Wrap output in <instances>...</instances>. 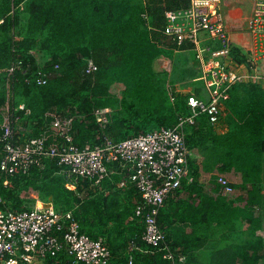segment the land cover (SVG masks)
Wrapping results in <instances>:
<instances>
[{
	"label": "trees",
	"instance_id": "trees-1",
	"mask_svg": "<svg viewBox=\"0 0 264 264\" xmlns=\"http://www.w3.org/2000/svg\"><path fill=\"white\" fill-rule=\"evenodd\" d=\"M186 2L0 0V133L7 108L12 127L27 128L22 137L44 133L48 143L57 140L50 128L56 115L72 118L74 142L81 148L100 143L104 134L120 141L176 126L192 115L190 94L176 87L183 88L184 77L200 76L198 62L176 54L177 44L164 34L165 10ZM232 54L246 61L236 46ZM162 56L170 59L169 69L155 66ZM90 60L97 67L93 72L87 71ZM40 77L47 82L39 84ZM117 83L124 85L120 95L112 90ZM195 93L205 98L202 87ZM221 101L226 132H219L207 113L184 124L190 174L158 216L167 243L190 264H205V244L213 237L214 224L224 220L228 232H235L242 216L256 229L261 217L255 216V209L264 213V86L234 84ZM98 107L112 110L105 127L94 113ZM2 155L0 144V159ZM115 171L97 187L85 179L77 188L55 159H45L43 166L35 165L27 174L8 177V185L0 172V212L32 209L38 200H50L58 211L72 212L81 232L108 246L109 264H128L131 257L132 264H170L143 239L145 221L136 213L138 189L133 184L120 187L122 175L118 168ZM205 173L217 195L207 191ZM220 175L237 190L233 198L221 192ZM255 239L260 243L262 238ZM259 243L217 249L213 260L219 264L220 255L227 264L236 258L242 264H258ZM44 263L71 262L61 250L49 252Z\"/></svg>",
	"mask_w": 264,
	"mask_h": 264
},
{
	"label": "built area",
	"instance_id": "built-area-1",
	"mask_svg": "<svg viewBox=\"0 0 264 264\" xmlns=\"http://www.w3.org/2000/svg\"><path fill=\"white\" fill-rule=\"evenodd\" d=\"M222 4L223 0H187L165 10L164 34L177 44L176 51H195L200 66V76L196 79L204 82L207 93L203 98L194 91L185 92L190 94L188 104L192 115L182 118L176 126H163L120 141L104 134L100 143L81 148L74 142L72 118L56 115L50 128L57 140L48 143L44 133L22 137L27 128L14 129L7 108L0 133L3 148L0 172L6 176L4 184L10 183L8 177L27 174L33 166H43L49 158L57 161L74 188L85 179L91 182L90 187H97L118 168L122 175L120 187L133 184L139 191L141 199L136 213L145 221L143 239L158 249L170 264H190L179 249L167 243L158 221L166 200L181 188L190 174L183 126L194 122L200 113H207L211 124L218 127L223 117L221 99L228 89L234 84L250 82L264 86V69L260 65L264 62V0H256L249 21L255 44L246 61H238L232 54L235 46L225 25ZM96 68L90 60L87 71L93 72ZM13 71L14 66L9 69L10 73ZM37 82L45 84L47 79L40 77ZM183 90L179 85L176 87V91ZM121 91L116 93L120 95ZM111 112L109 107H98L94 113L105 127ZM112 164L117 168H111ZM217 182L223 194L236 193L225 176L220 175ZM84 194L85 191L80 196ZM61 250L70 258V264H109L111 259V252L102 240L81 232L72 212L58 211L50 200H38L32 209L0 212V264H45L49 252ZM132 263L131 257L128 264Z\"/></svg>",
	"mask_w": 264,
	"mask_h": 264
},
{
	"label": "crops",
	"instance_id": "crops-1",
	"mask_svg": "<svg viewBox=\"0 0 264 264\" xmlns=\"http://www.w3.org/2000/svg\"><path fill=\"white\" fill-rule=\"evenodd\" d=\"M255 6L256 0H223L222 4V13L224 16L225 25L230 34L231 39L233 40L234 46L239 48L241 53L244 54L246 57L249 52L254 48L255 44L254 35L249 30V21L252 15L254 14ZM260 65H263L264 69L263 61L260 63ZM196 66L200 69L199 65ZM113 88L123 90L124 85L122 83H117L113 86ZM202 88L205 91V96H207L206 90L204 89V85ZM113 92L116 93L115 91ZM223 119L221 120L219 126L215 127L219 132H226L229 128L227 122H225ZM208 179H210V176L209 174L205 173L207 191L213 195H217L215 193H212V187L214 185L211 184V180ZM240 192L243 193L242 191ZM230 197L233 198L234 195ZM237 203L238 202H236V204ZM244 204L245 201H242L240 205ZM259 207L260 205L256 208ZM255 216L261 217V223L256 229H252L253 226L250 220L248 221L241 216L239 217V219L237 218V220L235 218L237 223V229L235 232L233 230L230 231L231 234L230 232H228L230 228L228 226H225L224 220L217 225L214 224L215 227L211 229L213 230L211 231L213 237H209L208 242H206L205 244V264H216L212 256L215 250L255 245L256 243H259L257 242V239H255L258 236L262 238L260 242L262 247L259 250L261 256L259 258L258 264H264V213L262 209H255ZM258 247H260V245H258ZM219 256V264H227L225 259H219ZM222 259L223 261H225L224 263L222 262ZM228 264H242V261L240 258H236L235 260L230 259Z\"/></svg>",
	"mask_w": 264,
	"mask_h": 264
},
{
	"label": "rangeland",
	"instance_id": "rangeland-1",
	"mask_svg": "<svg viewBox=\"0 0 264 264\" xmlns=\"http://www.w3.org/2000/svg\"><path fill=\"white\" fill-rule=\"evenodd\" d=\"M212 41H210L211 43ZM205 46V45H203ZM176 54H181L184 56V58H189L190 61L193 63V60L195 58V61H196V54H195V51L192 50V49H189L187 51H178V52H175ZM175 56V54H174ZM208 57H210L211 55L210 54H207ZM176 57V56H175ZM197 62V61H196ZM195 64V63H194ZM155 66L158 68V69H165V68H168L172 66L171 64V61L169 58L167 57H160L157 62L155 63ZM198 78V74L194 73L192 75L191 78H188V77H184L182 78L181 82L182 83H185V85H183V88H184V92H191V91H196L197 88H201L203 87L204 85V82L200 79H196ZM179 85V84H178ZM119 89H116V88H113V91H118ZM209 180V179H208ZM211 183V181H210ZM212 184V183H211ZM205 260V259H204Z\"/></svg>",
	"mask_w": 264,
	"mask_h": 264
}]
</instances>
